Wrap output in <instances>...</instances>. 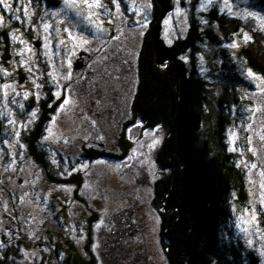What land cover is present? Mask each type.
<instances>
[{
	"label": "rangeland",
	"instance_id": "obj_1",
	"mask_svg": "<svg viewBox=\"0 0 264 264\" xmlns=\"http://www.w3.org/2000/svg\"><path fill=\"white\" fill-rule=\"evenodd\" d=\"M58 2V7L38 0H4L7 8L0 4V30L9 31L14 57L6 65L0 54V264H66L71 246L87 264L92 259L95 264H170L164 243L165 204L157 201L158 190L162 193L164 189L161 182L170 179L169 169L158 163L168 130L135 116L140 55L151 25L153 1L117 0L118 12L113 0H100L104 7L93 11L104 31L76 28L90 43L75 49L63 31L76 23L75 15L65 9L63 0ZM192 2L174 0V9L161 20L163 37L169 45L186 38L194 13L202 29H213L222 40L214 47L199 45L195 53L210 94L203 138L215 153L222 150V142L245 173L248 200L242 205L234 194L230 204L234 241L243 264H250L248 253H255L264 264L260 255L264 250V94L256 87L260 81L247 73L251 71L261 80L264 77L250 67L243 53L253 44L264 50V10L257 9L254 0H201L193 12ZM212 9L237 20L238 33L233 29L226 34L209 20L206 15ZM87 11L81 7L82 13ZM45 23L50 25L47 34ZM245 34L251 38L248 42ZM45 35L50 40L47 50ZM61 39L66 41L64 45L59 44ZM233 43L237 47H230ZM184 59L189 62L188 55ZM158 65L163 68L168 62ZM69 71L70 78L63 79ZM233 73L247 84L230 81ZM46 87L57 105L38 149L46 151L52 176L64 180L80 176L79 187L49 180L24 139L47 99ZM65 98L70 100L65 106L71 109L67 115L59 109ZM71 101H75L74 107ZM254 108L260 109L255 115L249 111ZM222 118L225 129L221 133ZM100 150L123 158L84 156L97 155Z\"/></svg>",
	"mask_w": 264,
	"mask_h": 264
},
{
	"label": "trees",
	"instance_id": "obj_2",
	"mask_svg": "<svg viewBox=\"0 0 264 264\" xmlns=\"http://www.w3.org/2000/svg\"><path fill=\"white\" fill-rule=\"evenodd\" d=\"M38 1H45L47 5L54 7L59 5L58 0ZM152 1L154 12L140 55L141 73L135 116L150 126L158 125L168 130L167 140L162 146L163 157L158 158V163L164 169H169L170 179L166 178L165 182H161L164 189L162 193L158 190L157 198L158 202L164 201L166 209L162 218L169 245L167 256L170 264H243L244 257L234 241L236 229L232 227L230 204L234 194H238V201L242 205L247 202L246 176L236 165L234 155L227 151L222 142V150L215 153L203 138L205 106L210 101V94L195 57L199 45L214 47L221 44L222 40L213 29H202V23L193 13L187 37L178 39L171 45L167 44L161 20L174 9V0ZM200 1L193 0L190 4L193 12ZM254 1L257 9L264 10V0ZM206 16L219 24L221 31L226 34L233 29L238 33L240 29L237 20L230 19L218 9L210 10ZM11 50L9 31L2 29L0 54L7 62L6 65L14 59ZM243 53L250 67L264 77V50L253 44L244 48ZM186 55L189 56V62L184 59ZM224 56L227 58L226 53ZM166 62L167 66L159 67V63L164 65ZM230 77V81L234 83L247 84L236 73ZM45 91L47 99L40 105L39 117L30 134L24 138L28 151L53 183L75 184L79 187L82 183L80 176L75 175L70 180L52 176L46 151L38 149L39 139L57 105L52 102L51 89L46 87ZM50 103H53V107H48ZM223 122L222 118L221 133L225 129ZM218 136L222 138L221 134ZM84 156L89 159L123 158L101 150L97 155ZM71 247L73 250L69 253L66 264H87L78 250ZM57 251L58 249L54 252L56 257ZM248 254L250 264H260L255 253ZM92 263L95 264L94 259Z\"/></svg>",
	"mask_w": 264,
	"mask_h": 264
},
{
	"label": "snow or ice",
	"instance_id": "obj_3",
	"mask_svg": "<svg viewBox=\"0 0 264 264\" xmlns=\"http://www.w3.org/2000/svg\"><path fill=\"white\" fill-rule=\"evenodd\" d=\"M63 2H64L65 9L68 10L69 12H71V13H74L75 18H76V23H73L70 26L65 27L63 29V31L65 33H67V40L72 43V46H73L74 49L78 48V47H83V46L88 45L90 43V40L87 38V36L82 35V34H78L75 31L76 28H79L81 32H84V31L91 32L92 29H95L96 33L104 31V29L102 27H100L99 24H98V19H99L98 13L93 11L94 9L104 7L100 3V0H91V2H89V0H79V2H78V0H63ZM113 3H115L117 11L119 12L120 4L117 2V0H113ZM0 4H4L5 8L8 7V4L4 3V0H0ZM81 7L86 8L88 11L82 13L81 12ZM144 7H147V5H144ZM134 10H136V9L134 8ZM105 11H107L106 8H105ZM25 14L26 15L28 14L27 10L25 11ZM54 15H58V13H54ZM250 15H253V14H250ZM93 17H96V19H93ZM145 19H147V17H145ZM110 22L111 21H109V23ZM61 23H64V21H61ZM136 23L141 24L142 27H146L147 26L146 23H141L140 21H136ZM165 23L167 24L168 21H165ZM49 28H50V25L45 23L43 25L44 33L47 34L48 31H49ZM59 35H60V33L58 31L57 32V36H59ZM93 35L95 36V38H97V39L99 38L98 35H95V34H93ZM13 39H16V37L13 36ZM114 39H118V37H114ZM244 39H245V42H248L251 38L247 34H245ZM44 40H45V49L47 50V49H49V44H50V40H49L47 35H45ZM20 42L24 43V41H20ZM65 43H66L65 40H62V39L59 40V44L64 45ZM230 47L235 48V47H237V45L235 43H233L232 45H230ZM46 54H48V53H46ZM72 54L74 55L75 52H73ZM29 60H31V57H29ZM21 64L22 65L24 64L23 60L21 61ZM70 66L71 65H70V62H69V68H70ZM26 70L27 71H31V68L28 67ZM247 75L250 78H252L253 80L260 81V83H258L256 85V87H257V89L259 90V92L261 94H264V87H262V85H264V80H261L260 77L255 76V74H253L251 71H249L247 73ZM49 76H52L53 79H56V77L53 76V74L51 72L49 73ZM70 76H71V72L69 71V73L66 76L62 77V78L63 79H68V78H70ZM33 83H35V81H33ZM5 87L7 88L9 86L5 85ZM36 87H39V85H36ZM5 95H7V93H5ZM27 95L28 94L26 93L25 97H27ZM55 95L57 96V98H59L60 93L57 92ZM253 95H255V94H253ZM69 104H70V100L68 98H65L63 100L62 104L59 106V109L61 111H64L66 115L71 111L70 108L69 109H65V106L69 105ZM71 104L74 107L75 106V101H71ZM259 110H260L259 108L249 109V111L252 112L253 115H255V112L259 111ZM32 115L35 116V113H32ZM9 123L15 124V121L10 120ZM248 127L250 128L251 125H248ZM47 131L49 132L50 135L52 134L51 128H49ZM16 135L18 136L19 133L17 132ZM45 139H48V137H45ZM261 139H264V137H261ZM249 143H251L250 139H249ZM151 146L152 145H149V147H151ZM250 151H253V154H255V151L253 149H250ZM130 159H131V157H130ZM98 163H103V161H98ZM251 167L255 168L256 165L253 164ZM261 176L264 177V173H261ZM262 187H264V184H262ZM261 204H262V206H264V198H262ZM252 219L255 220V215L254 214H253ZM241 231H243V232H245L247 234L249 232V229L248 228H242ZM248 243H249V245H251L252 241L249 240ZM260 255L264 256V250L260 251Z\"/></svg>",
	"mask_w": 264,
	"mask_h": 264
},
{
	"label": "water",
	"instance_id": "obj_4",
	"mask_svg": "<svg viewBox=\"0 0 264 264\" xmlns=\"http://www.w3.org/2000/svg\"><path fill=\"white\" fill-rule=\"evenodd\" d=\"M76 67L81 68V65H78V66H76ZM78 68H77V69H78ZM164 243H165L166 245H168V243H167L166 240H165V235H164ZM168 250H169V245H168Z\"/></svg>",
	"mask_w": 264,
	"mask_h": 264
},
{
	"label": "bare ground",
	"instance_id": "obj_5",
	"mask_svg": "<svg viewBox=\"0 0 264 264\" xmlns=\"http://www.w3.org/2000/svg\"><path fill=\"white\" fill-rule=\"evenodd\" d=\"M157 202V201H156Z\"/></svg>",
	"mask_w": 264,
	"mask_h": 264
}]
</instances>
